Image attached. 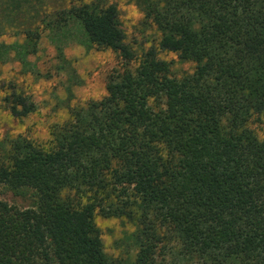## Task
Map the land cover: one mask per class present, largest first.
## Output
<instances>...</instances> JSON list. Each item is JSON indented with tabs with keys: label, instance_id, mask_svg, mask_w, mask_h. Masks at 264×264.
Instances as JSON below:
<instances>
[{
	"label": "trees",
	"instance_id": "obj_1",
	"mask_svg": "<svg viewBox=\"0 0 264 264\" xmlns=\"http://www.w3.org/2000/svg\"><path fill=\"white\" fill-rule=\"evenodd\" d=\"M63 1L42 29L74 21L77 41L124 62L48 141L0 136V184L33 197L0 199V264H264V137L252 127L264 126V0H134L159 32L140 53L115 3ZM11 47L0 43V62ZM160 51L192 70L175 73ZM0 91L16 118L37 108L15 82ZM97 215L131 223L134 252L108 254Z\"/></svg>",
	"mask_w": 264,
	"mask_h": 264
},
{
	"label": "rangeland",
	"instance_id": "obj_2",
	"mask_svg": "<svg viewBox=\"0 0 264 264\" xmlns=\"http://www.w3.org/2000/svg\"><path fill=\"white\" fill-rule=\"evenodd\" d=\"M67 1V0H66ZM119 10L125 41L140 53L154 44L159 37L155 26L144 19L143 11L134 0H110ZM63 0H0V43L13 47L0 62V82H15L17 87L31 95L36 110L22 118L12 116L0 103V136L9 133H26L29 137L46 142L50 128L63 122L72 107L97 100L106 94L107 77L121 68L123 58L111 49H98L86 42L74 21L68 22V32H49L42 29L45 10L55 11ZM39 32L37 38L27 33ZM29 38L35 43V51L24 59L17 54L27 46ZM15 46V47H14ZM158 56L172 61L175 73L191 71L193 64L179 60L173 52L160 51ZM2 92L0 91V97ZM252 127L264 137L262 123ZM0 199L24 208L33 203L30 190L15 191L0 184ZM104 250L112 256H124L134 252L130 234L134 226L120 217L97 215Z\"/></svg>",
	"mask_w": 264,
	"mask_h": 264
}]
</instances>
